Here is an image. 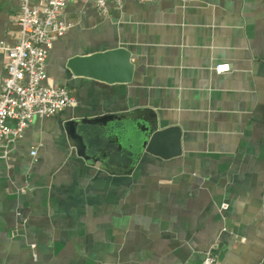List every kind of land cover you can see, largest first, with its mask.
<instances>
[{
	"label": "crops",
	"instance_id": "0c3cea01",
	"mask_svg": "<svg viewBox=\"0 0 264 264\" xmlns=\"http://www.w3.org/2000/svg\"><path fill=\"white\" fill-rule=\"evenodd\" d=\"M20 2L0 0L4 45ZM61 18L46 82L75 104L0 144V264H264V0H76ZM104 44L130 52L131 81L69 73ZM152 122L178 128L179 154L171 136L166 158L141 147Z\"/></svg>",
	"mask_w": 264,
	"mask_h": 264
},
{
	"label": "built area",
	"instance_id": "2783aa9c",
	"mask_svg": "<svg viewBox=\"0 0 264 264\" xmlns=\"http://www.w3.org/2000/svg\"><path fill=\"white\" fill-rule=\"evenodd\" d=\"M76 0H21L16 17L18 40L13 45L0 43L5 51V73L0 82V144L11 150L35 117H48L73 106L75 98L68 88L46 82L45 59L52 42L62 36L68 24L61 11L68 2ZM98 11L109 5L121 8L125 0H84ZM154 2L158 0H138ZM227 63L214 67L216 73L228 71ZM31 155L35 150L30 151ZM222 209L227 204L221 205ZM34 244L31 247L34 248ZM195 264H219L217 254L209 252Z\"/></svg>",
	"mask_w": 264,
	"mask_h": 264
},
{
	"label": "water",
	"instance_id": "95a60500",
	"mask_svg": "<svg viewBox=\"0 0 264 264\" xmlns=\"http://www.w3.org/2000/svg\"><path fill=\"white\" fill-rule=\"evenodd\" d=\"M130 56V52L125 47L104 44L89 52L70 54L66 59L65 66L69 73L74 76L89 77L107 83H125L131 81L132 78L133 65L130 62ZM109 116L114 117L105 115L90 119L85 118L82 119V122H95L109 118ZM169 136L174 137L171 153L173 155L179 154L180 150L176 141L178 128L173 126L159 128L155 122H152L146 132L143 133L141 147L146 152L159 154L166 158L158 147L162 146ZM78 142L76 146L81 151L83 145Z\"/></svg>",
	"mask_w": 264,
	"mask_h": 264
}]
</instances>
